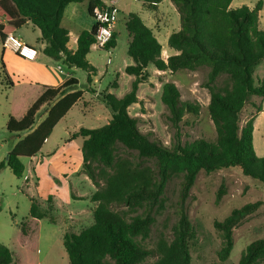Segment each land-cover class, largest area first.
Masks as SVG:
<instances>
[{
	"label": "trees",
	"instance_id": "obj_1",
	"mask_svg": "<svg viewBox=\"0 0 264 264\" xmlns=\"http://www.w3.org/2000/svg\"><path fill=\"white\" fill-rule=\"evenodd\" d=\"M154 9L162 0H143ZM175 6L181 29L173 33L168 45L177 54L162 59V45L136 13H129L125 29L130 37L127 53L133 64L125 73L134 79L122 97L105 94L101 100L111 113L105 125L81 128L73 138H82L83 172L96 191L90 200L95 204L94 222L79 234L66 233L64 248L69 264H191V241L196 238L188 214L182 212L169 241L161 238L154 252L142 242L154 224L152 211L164 201L168 184L182 178V190L188 193L201 171L212 173L240 167L242 173L264 184V158L254 148V123L263 111L264 82L255 85V69L264 61V30L261 29L263 2L254 7L231 8L233 0H170ZM87 3L88 14L105 6L103 0H0L1 42L27 22L41 32L43 53L67 68L87 73L88 92L98 69L88 55L96 42L98 24L83 31L75 50L69 48L70 32L62 26L69 4ZM116 47V33L104 50ZM157 71L196 72L206 69L204 87L210 100L208 114L215 127L213 140L166 147L139 128V118L129 108L140 102V85L148 80L147 68ZM1 67L5 70L3 59ZM9 85H13L8 80ZM78 81L71 78L59 88H45L26 113L9 117L6 129L17 143L0 163V171L9 168L17 178L25 172L23 158L36 156L51 136L55 126L83 97L75 90ZM161 101L169 111L172 125L180 129L187 114H198L199 106L183 102L179 88L164 84ZM47 106L45 119L37 125L40 110ZM21 134H26L21 137ZM222 194L218 195L220 201ZM47 207L30 197L29 218L18 226L17 246L0 244V264H19L15 248H26L37 237L40 220L56 223L53 198ZM261 203L234 209L223 221L215 222L222 234L219 259L226 261L234 248L233 231L254 214ZM20 234V236H19ZM156 253L157 260L148 258ZM32 264H36L32 262ZM239 264H264V239L249 244Z\"/></svg>",
	"mask_w": 264,
	"mask_h": 264
},
{
	"label": "rangeland",
	"instance_id": "obj_2",
	"mask_svg": "<svg viewBox=\"0 0 264 264\" xmlns=\"http://www.w3.org/2000/svg\"><path fill=\"white\" fill-rule=\"evenodd\" d=\"M259 1L263 2L260 26L264 30V0H233L231 8L236 9L243 5L254 7ZM143 4V0H120L121 15L115 26L120 33L117 46L110 52L92 47L89 60L98 69L96 77H98L97 80H101L99 85L101 88L95 89L94 93L86 92L87 73L82 70L77 71L75 76L80 81L78 89L86 92L85 99L73 110L74 114H79L77 120L68 119L53 130L41 152L44 155L41 153L38 155V162H31L29 158L22 159L26 167L22 178H17L9 168L0 171V244L5 246L12 245L13 242L17 244L19 233L17 226L29 218L30 197L36 198L44 207H47V200L49 196H52L53 216L58 220L56 225L43 220L38 226L36 239L24 249L20 246H18L19 249H14L19 264H32V262L69 264L60 236L66 233L79 234L94 222L92 210L95 204L89 199L76 198L77 195L86 196L92 191L83 177H80L84 174L81 160L82 140L79 138L68 144L66 140L71 136L67 128L75 124L90 128L105 125L110 120L111 113L101 98L114 89V86H118V82L119 88L111 92L120 96L130 90L131 77L124 70L126 65L132 64L133 61L127 53L128 35L124 27L123 15L128 11L142 13ZM74 23L75 25H71L66 19L64 26H69L75 37L78 31L89 30L93 22L87 11H82L75 17ZM33 28L25 29V37L29 43L37 45L36 43H40L41 33ZM161 42L165 45L164 47L169 48L163 40ZM72 44L76 47L75 43L72 42ZM109 58H111L110 64H108ZM9 65L13 70L9 80L17 83L20 63L12 66L9 62ZM63 69L65 72L68 71L67 67ZM154 70L156 69L153 66H149L148 80L139 89L140 102L134 104L129 110L132 116L138 115L140 130L166 147L194 142L200 138L213 140L216 132L208 114L210 96L204 87L207 70L180 71L174 74L170 72L154 74ZM1 78H3L2 74ZM254 79L256 86L264 82V61L256 67ZM1 82L0 79V163L6 158L16 141V138L6 129L10 109L15 101H20L25 92V87L21 84L11 93L8 86ZM167 82H172L179 88L183 102L197 104L200 108L198 114L185 116L180 129L172 125L169 120V111L161 101L162 89ZM18 110L19 108L16 109L17 112ZM47 110L46 106L40 112L43 114ZM40 118L39 114L36 121L38 122ZM260 128L261 134L264 133V123H261ZM263 145L264 136L257 133L255 151L262 158L264 154L261 153L260 147ZM51 153H55L54 156H47ZM220 193L222 198L218 201ZM257 202L261 203L260 208L234 229V248L230 257L222 262L218 252L221 250L223 238L221 232L216 229L215 222L223 221L234 209ZM82 211L86 212L80 221L74 223L67 221L68 213H72L74 217L75 213ZM182 212L188 214L196 233V238L191 241L190 246L191 264H239L240 256L246 247L256 240L264 239V184L245 176L240 167L212 173L201 171L188 193L182 190V178H175L166 188L164 201L152 211L154 224L149 237L142 244L154 252L161 238L170 241ZM157 258L156 253H153L148 258V262H155Z\"/></svg>",
	"mask_w": 264,
	"mask_h": 264
},
{
	"label": "crops",
	"instance_id": "obj_3",
	"mask_svg": "<svg viewBox=\"0 0 264 264\" xmlns=\"http://www.w3.org/2000/svg\"><path fill=\"white\" fill-rule=\"evenodd\" d=\"M103 1H104V3L106 5H111V4L115 5L120 10V15H121V9H120V6H119L120 0H103ZM143 3H144L143 4L144 6L142 8V13L128 11L127 14L123 15L124 24H125V19L128 16L129 13L138 14L141 17V19L143 20V22L149 28H151L153 30L154 35L158 39L159 43L162 45V59L164 61H167L169 56L177 54V52L175 50L171 49L170 47L169 48L164 47L165 45H163L161 40H163L164 44H168L170 36L173 33H177V32L180 31L181 24H180L179 14H178L175 6L173 5V3L170 0H162L159 4L156 5V7L154 9L148 8L144 1H143ZM76 5H80V6H76ZM231 7H232V4H231ZM82 11H87V13H88V5H87L86 2L85 3H80V4H77V3L69 4L67 6L66 10H65L64 18H63V21H62V26L64 28H66L70 32V42L71 43H69V48H71L73 50L76 49L78 37L83 31H78L77 35L74 37L72 35V31H70L71 30L70 27L69 26L65 27L64 26V22L67 19L69 21V23H71V25H75V23H74L75 22V17L77 16V14H79ZM90 18L92 19L93 23L91 24V28L89 30H91L92 27L96 24L95 20L92 17H90ZM31 27L33 28L34 26L30 22H27L21 28L16 29L13 32V34H15L18 38H20L27 45H29L31 47H34L35 49L38 50V54H37L36 58L33 61L25 60V59H23L21 57L19 58L18 56H16L15 52H12V51H9V50H7V51L3 50L2 42L0 40V79L2 81L1 83L3 85L8 86V89H9V91L11 93H13L16 90L17 86H19L21 84L25 87V92L21 96L20 101L19 102L15 101V103L12 105V107L10 109L9 117L14 115L17 118H21L26 113L27 109L31 106V104L42 94V92L44 91L45 88H54V89L59 88V87L63 86L68 80L73 78V79H76L78 81V84L75 87H73V88H76L75 90H79L78 86L80 85V81L75 76L79 69L68 68V71L65 72L64 69H63L65 66H63L60 63L54 61L53 59L47 57L43 53V49H44L45 44L41 41V36H40V43H36L37 45L29 43L28 39L25 37V32L24 31H25V29L31 28ZM124 27H125V25H124ZM35 28L36 27H34L33 29H35ZM85 31H87V30H85ZM114 32L116 33V46H117V39L120 36V33L117 31V27H115ZM126 34L128 35L127 31H126ZM129 41H130V37L128 35V43H129ZM72 42L76 44V47L73 46ZM100 50H103V49H100ZM112 50L113 49L106 50V51L110 52ZM2 59H3L4 65H5V70L2 69V67H1V60ZM88 60H89V55H88ZM9 62H11L12 66L15 63H18V64L20 63V69L18 70V72H19L18 78L19 79H18L17 83H12L13 85H9L8 84V80L10 78V75L13 74V70L11 69V67L9 65ZM90 63H91V61H90ZM91 64L94 65L93 63H91ZM132 64H127L126 67L129 66V65H132ZM15 67H18V66H15ZM148 68H147V70H148ZM158 72L160 73V71L154 70L153 73L155 74V73H158ZM1 74L3 75V78H1ZM119 75L120 74L118 73V76ZM96 76L93 77V82L90 85V88H92L93 90H95V89L98 90V89L101 88V87H99V85L101 83V80L100 79L97 80L98 77H96ZM130 77H131V83H132L134 78L132 76H130ZM86 79H87V77H86ZM119 86H120V83L118 82V86H114V89L119 88ZM141 86H142V84L140 85V87ZM4 89H6V87H4ZM114 89H112V90H114ZM112 90H110L107 94H114L113 92H111ZM81 91H83V90H81ZM83 92L84 93H83V97L81 98V100L76 105H74L72 107V109L55 126L54 129L59 127L65 121H68V119H71V120L72 119H76L77 120V118L79 117V114L78 113L74 114L73 110L78 104H80L82 102L83 99H85L86 92H88V91H86V92L83 91ZM127 92L128 91H125V93L123 95H125ZM114 95H116V94H114ZM123 95H120V96L116 95V96L117 97H122ZM138 98L140 99V95L139 94H138ZM44 107H46V106H44ZM17 108H19L18 112L16 111ZM131 108H132V106L129 108V110ZM78 112H81V111H78ZM39 114L41 115V118L37 122V125L40 124L46 117V112H44L43 114H42V112H39ZM80 115H83V114L80 113ZM135 116L138 117L137 114ZM9 117H8V120H9ZM110 118H111V115H110ZM7 123H8V121H7ZM7 123H6V125H7ZM261 123H264V103H263V111L259 114V116L256 118L255 123H254V148L255 149H256V134L259 133V135L264 136V133L261 134V128H260ZM81 128H90V127H84V126L75 124V125L70 126L69 128H67V130H68L67 132H68L69 136H71V137H69L66 140V142H68V144H70L74 140L76 141V140H78L80 138V137L73 138V135L76 132H78ZM25 135L26 134H21V137H24ZM13 136L16 138L15 135H13ZM50 137L46 140L44 146L48 143ZM15 140L16 141L13 143V146L17 143L18 139H15ZM81 140H82V143H83V139L82 138H81ZM44 146H43V148H44ZM43 148L41 149V151L36 156L30 158L31 162H33V161L38 162L39 161V156L38 155L42 152ZM260 151H261L262 154H264V145H263V147L262 146L260 147ZM54 154L51 153V154H48L47 156H54ZM42 155H44V154H42ZM51 158H53V157H51ZM81 160H82V163H83V158H81ZM81 175H83V176H80V177H83L84 182L87 183V185H89L90 188H92V191L90 193H88V195H86V196L77 195L76 198L77 199L78 198H81V199L85 198V199H89L90 200L91 196L96 191V188H95L94 184L92 183V181L85 174H81ZM66 176L69 177V175H66ZM53 205H54V202H53ZM42 206H43V204H42ZM93 210H92V213H93ZM85 212L86 211L77 212V213H75L76 216H74V217L72 216L73 215L72 213H68L67 221L70 222V223H74L76 221H80V219L83 218V214ZM43 220H47V219H43ZM43 220L38 221L39 225H41V222ZM57 223H58V220L56 219V223L53 224V225H56ZM63 237H64V235L60 236V241L62 240L61 243H63ZM7 247L12 249V245L11 244H8ZM36 264H40V263H36Z\"/></svg>",
	"mask_w": 264,
	"mask_h": 264
},
{
	"label": "built area",
	"instance_id": "obj_4",
	"mask_svg": "<svg viewBox=\"0 0 264 264\" xmlns=\"http://www.w3.org/2000/svg\"><path fill=\"white\" fill-rule=\"evenodd\" d=\"M120 10L115 5H106L102 8L98 7L94 10V17L98 29L96 33V42L94 47L103 49L112 41L115 26L118 23ZM3 50L15 52L19 57L33 61L38 50L24 43L15 34L10 33L2 42ZM111 63V58L108 64Z\"/></svg>",
	"mask_w": 264,
	"mask_h": 264
}]
</instances>
